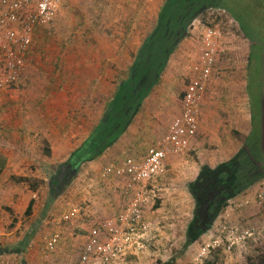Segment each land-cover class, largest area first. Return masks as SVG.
Masks as SVG:
<instances>
[{"label":"rangeland","instance_id":"374dc122","mask_svg":"<svg viewBox=\"0 0 264 264\" xmlns=\"http://www.w3.org/2000/svg\"><path fill=\"white\" fill-rule=\"evenodd\" d=\"M153 1L68 0L65 6L61 7L55 21L49 27L42 29L34 40L30 50L32 55L27 57L19 86L13 90L0 92V254L2 255L0 264H24L22 261L25 259L27 264H47L42 261L46 256L44 246L47 239L57 230L63 233L65 240L60 249L72 253L70 264H76L73 245L76 242L83 243L87 231L95 223L105 220L96 214V207L92 201L94 199L98 202V195L106 190L107 183L99 182L103 179L100 175L104 167L108 165L106 161L94 162V160L92 163H86L73 182L52 203L49 195L50 176L64 162L59 159L53 160V155L47 157L44 149L48 144L53 151L54 147L57 152H66L62 156L66 158L89 137L92 127L102 115L105 101L115 91L117 80L114 83L89 80V62L91 55L94 54L95 57L96 52L92 49L95 47L93 43L96 41V36L100 39L98 45L104 48L112 45L113 42L118 45L120 39H117L113 32L117 35L120 33L122 37L123 32L114 26V23L121 20V13L131 12L133 8L137 9L143 4L152 5ZM224 6L237 18L243 21L249 20L248 27L244 26L248 36L260 37V40H264V2L258 3L255 7L248 0H226ZM105 10L106 12H103ZM124 17L126 15H123ZM219 18L220 21L217 20ZM96 19L100 20V28L96 26ZM197 20L199 22L189 29L188 34V37L190 32L193 34V43L200 42L201 34L207 28L203 26L204 22L213 24L224 33L228 42L227 52L219 58L220 66V62L225 59L223 56L233 51L232 45L235 44L233 42L235 40L232 37L239 35V32L230 24L228 16L218 10L210 11L205 19ZM255 56L254 51L253 58ZM117 71L115 67V75ZM78 72L81 76L74 78L73 75ZM249 91L255 96L253 81ZM252 100L256 110L258 101L255 97H252ZM43 132L48 134V139ZM57 156L61 155L57 154ZM181 157L184 161L187 158L195 160V154L192 155L190 151ZM191 172L192 169L189 173ZM13 177L30 178L32 183L40 185L38 191L32 192L28 184L13 182ZM183 183L185 179L170 174L163 195L162 192L158 196L150 194L152 210L155 211L159 197L163 202L162 205H165L166 201L171 203L174 199L180 207L186 208L187 205H191L189 195H185L187 188H184ZM262 187L264 182L257 184L251 190H255L257 194ZM253 192L242 198L241 202L231 204L232 212L240 215L241 209L246 208V213L251 210L253 214L250 216L243 213L247 218L258 221L257 233H259L264 226V204L260 205L256 201V194H252ZM32 200L36 202L34 214L28 218L25 213ZM241 204L244 206L239 207ZM71 206L77 210L74 216L66 213ZM232 207L229 206L225 211L228 213ZM227 213H225L226 221L234 224L232 218L235 216L230 218L231 215ZM92 214L95 217H91ZM180 214L179 212L178 217H182L180 218L182 225L178 223L179 226H166L168 221L158 224L162 234L158 237V241H152L146 246L140 264H159L160 261L171 264L175 253H180L189 225L187 214ZM250 227L255 226L250 225L245 228ZM170 234L176 238H171ZM244 246L245 249L236 251L244 255L241 259H238V255L233 251L231 254H221L219 264L259 263L264 253L263 242L257 239L252 244ZM192 249L188 255L186 252L177 260L176 264L204 263L205 261L197 260L200 249ZM13 250L21 251L23 256L13 255ZM54 263L56 264L57 260Z\"/></svg>","mask_w":264,"mask_h":264},{"label":"crops","instance_id":"0c3cea01","mask_svg":"<svg viewBox=\"0 0 264 264\" xmlns=\"http://www.w3.org/2000/svg\"><path fill=\"white\" fill-rule=\"evenodd\" d=\"M164 1L165 0H154L152 5L143 4L137 9L133 8L131 12L121 13V20L117 23H114V26L116 29L123 32L122 37H120V33L117 35V33L113 32V34L117 36V39H120L118 45L114 44L113 42L112 45H107L104 48L98 45L100 39L98 36H96V41L93 43V45L95 44V47L92 49L96 52L95 57L94 54L91 55L89 62L90 81H105L114 83V81L117 79L116 83H118L120 80L125 78L129 66L133 62L134 56L140 50L144 40L158 25L160 11ZM248 1L255 7L258 3L262 4L264 2V0ZM66 2L62 8L65 6ZM218 11L223 12L228 16L229 21H231L230 24L234 26L233 28H237L239 35L232 37V39L235 40L233 42H235L237 45L233 43V51L228 55L223 56L225 59L220 62V66L218 65L217 69L214 71L207 91L204 95L199 131L197 137L192 140L190 148L187 151H190L192 155L195 154V160L187 158L186 161H184L183 157L181 156L169 158L167 161V173L148 185L146 196L149 200L145 205V212L146 218L151 225V231L148 235H146V240L143 239V237L141 238L142 240H139L144 246L143 249L140 251H138L139 248L136 249L133 253L134 255L125 258L118 264H140L139 262L140 259H143L142 256L143 252L146 250V246L152 243V241H158V237H160L162 234L158 224H164L167 221L168 223L165 225H169L171 227L179 226L178 223L181 225L183 224V222L180 221V218L182 217H178L179 212L181 214H187L188 224L191 223L194 213V203L189 193L188 186L197 179L198 175L200 174V166L208 165L212 168H215L222 163L229 162L233 157L242 153L241 151H243L247 145L251 146L253 142L257 147L256 152L258 151L259 156L264 158V40H260V37H250L248 36L247 32L241 29L239 22L242 21L244 26L245 24L248 26V19L243 21L240 18H237L235 15L230 14L225 8L219 9ZM103 12H106V10ZM123 15H126V17L123 18ZM96 20V26L100 28V20ZM104 22L106 23L110 21ZM198 22L199 21L196 20L191 27H194V25ZM203 24V26H205V23ZM192 35L193 34L190 32V36H187L177 51L171 56L160 84L147 98L140 112L136 115L135 119L120 137L118 142L112 145L103 154V156L94 162H98L99 160L106 161L108 164L106 167H108L110 165L122 163L129 158L143 159L148 154L150 149L156 147V145H158V143L166 136L170 125L175 119L179 118L183 112V98L185 90L187 89V86L192 78L189 67L194 60L198 59L199 43H193ZM107 40H109V38H107ZM227 43L228 42L225 37L226 52ZM254 51L256 56L253 58ZM31 55L32 51H29L27 57ZM78 64L79 62H77V65ZM115 67L118 69V75L116 72V78L114 72ZM73 76L74 78H77L78 76H81V74L78 72ZM252 81L253 85L255 84V96H253L249 91ZM114 93L115 91L111 93L109 98L105 101L102 115L92 127L89 133L90 137L92 136L94 129L100 123L105 113L106 105L111 100ZM252 97H255L258 101V108H256V110L254 109ZM43 133H45V137L48 139V134H46V132ZM90 137H87V139ZM87 139L84 140V143ZM84 143H81L79 148L82 147ZM53 149V160L59 159L64 163L69 161L72 157V154H75L77 150L76 149L73 151L70 156L67 155L66 158H62L66 152H57L55 151L54 147ZM57 154H60L61 156H57ZM182 162H185V164ZM186 163H189L192 166ZM191 169L192 172L189 173ZM170 174H173V177L175 175L179 178H182L183 180L185 179V183H183L184 188H187L185 195H189V198L191 199V205H187L186 208L184 206L180 207V205H177L175 199L174 201H171V203L166 201L165 205H162L163 202L161 201V197H159V200L157 199L156 201V209L153 211L150 194H152V196H158L159 193L162 192L161 195H163V192H165V186L168 184V177ZM100 176L101 179H103L99 180V182L103 181L104 183H107V185H105L106 190L103 192V194L98 195V202L93 199L92 204L96 207V214H99L101 217L107 219L116 216L125 206V203L127 202L126 198H128L125 194L126 181L116 177L104 178L103 173ZM262 182H264V179L259 183ZM254 188L255 186L252 189ZM251 191L253 192L255 190L247 191L235 201L241 202V199L245 198L251 193ZM254 193L256 194V191L252 194ZM237 202L233 204L235 205ZM230 206L232 207L233 205ZM241 210L242 211H240V215H235L232 212L233 207L228 211V213L225 211L216 221V229L219 224L226 219L225 213H227L229 216L231 215L230 218H232L233 215L235 216L232 218L234 223H237L244 228L253 225L255 226V229L258 230V221L251 220L250 217L247 218L245 216L244 213L247 211L246 208ZM73 211L77 212L76 208L71 206L68 211H66V213L71 215V212ZM66 213L65 215H67ZM246 214L250 216L253 213L250 210ZM91 217L95 216L92 214ZM94 225L91 227V229L94 227ZM91 229L84 235L85 238L83 243L78 244L76 242L73 245V256H76L77 258L76 264H79L80 256L82 254L84 245L88 241V236ZM55 234L61 235V242L53 251H50L48 249V243ZM214 234L216 233L213 231L206 233L199 239V241L195 242L194 244H188L185 235V241L182 249H180L181 251H179V254L175 253V258L174 260L172 259L171 264H176L177 260L181 259V257H183L186 252H188V255L192 248L200 249L201 246H203L207 241L215 236ZM172 237L174 236H171V238ZM174 238H176V236ZM257 239L263 242L264 245L263 235H257ZM63 240L64 236L60 230L54 232L53 235L47 239L44 246V253L46 256L43 257V262H47V264H53L57 260L56 264H70L72 253L68 251L65 252L64 250L60 249L64 245L65 240ZM246 244L250 245L249 242L245 243L244 245ZM244 245L237 247L234 252L236 253V251L239 249H245ZM219 252L225 255L232 253H227L222 250H219ZM53 253L55 254L50 256V254ZM13 255L23 256V253L18 250H13ZM236 255H238V259H241V257L244 256L239 252L236 253ZM0 257H2V255H0ZM53 258L56 260H53ZM22 263L27 264L26 259L23 260ZM257 264H264V253L262 254L261 260Z\"/></svg>","mask_w":264,"mask_h":264},{"label":"built area","instance_id":"2783aa9c","mask_svg":"<svg viewBox=\"0 0 264 264\" xmlns=\"http://www.w3.org/2000/svg\"><path fill=\"white\" fill-rule=\"evenodd\" d=\"M66 1L0 0V92L19 86L27 55L34 44L35 32L49 27ZM225 53L222 30L205 28L200 37L198 59L189 67L192 78L184 94L181 116L173 121L167 135L143 159L129 158L104 169V178L116 177L126 181L127 202L116 216L94 225L79 264H118L134 255L136 249H143L139 240L142 237L146 240L151 231L145 212L149 200L147 187L167 173L168 159L184 155L197 137L203 98L219 58ZM256 201L264 204V187L258 190ZM75 213L73 211L71 215ZM257 235H264V226L257 233L255 227L244 228L225 219L218 228V236L201 246L197 260L205 261L219 250L231 253L248 241H256ZM60 242L61 235L55 234L48 243V249L53 251Z\"/></svg>","mask_w":264,"mask_h":264},{"label":"trees","instance_id":"16d2710c","mask_svg":"<svg viewBox=\"0 0 264 264\" xmlns=\"http://www.w3.org/2000/svg\"><path fill=\"white\" fill-rule=\"evenodd\" d=\"M221 2V0L164 1L158 25L134 56L125 78L116 83L115 93L107 103L105 113L92 136H89L84 145L72 154L69 161L52 172L49 180V195L52 203L78 176L84 164L97 160L118 142L147 98L160 84L171 56L187 38L192 24L197 19H205L210 11L223 9ZM217 20L220 21V18ZM204 23L207 27H214L213 24ZM42 29L44 28L35 32L34 40ZM44 152L46 156H52V149L48 144ZM246 156L247 154L242 152L216 168L203 165L199 177L189 184L188 188L195 201L196 212L195 218L186 230L188 244L199 241L211 229L216 218L230 206L232 200L251 190L253 185L259 184L264 179L263 174L260 173L262 167L255 159L248 158L247 162ZM244 160L250 166V172L240 169L239 166ZM251 175L253 178L247 179ZM13 182L28 184L32 192L38 191L40 186L32 183L27 177H13ZM35 203V200L30 202L25 213L26 217L33 216ZM215 230H217L216 225H213L211 231L217 233ZM248 242L252 244V241ZM220 255L219 251L213 252L211 259H206L202 264H219ZM159 264L166 263L160 261Z\"/></svg>","mask_w":264,"mask_h":264},{"label":"flooded vegetation","instance_id":"af4514ba","mask_svg":"<svg viewBox=\"0 0 264 264\" xmlns=\"http://www.w3.org/2000/svg\"><path fill=\"white\" fill-rule=\"evenodd\" d=\"M222 2H223V8H225V6H224V2L226 1V0H221ZM230 14H232V15H234L233 14V12L231 11V10H229L228 8H225ZM219 10V9H218ZM239 25L241 26V29L242 30H244L245 31V28H244V24H243V22L242 21H240L239 22ZM245 26L246 27H248L246 24H245ZM246 32V31H245ZM256 150H257V147H256V145H255V143L253 142L252 144H251V146H250V148L249 149H244L243 151H241V152H245L246 154H247V156L245 157V158H247L246 160H247V162H248V158L251 160V159H255V154H256ZM244 158V159H245ZM240 167V169L241 170H243V171H248V172H250V166L247 164V163H245V160L243 161V163H241V165L239 166ZM216 168V167H215ZM234 170H236V169H234ZM260 173H262L263 174V177H264V169H263V167H262V170H261V172ZM198 177H199V175H198ZM197 177V178H198ZM253 178V175H251L249 178H247V179H252ZM254 186H256V185H253L252 186V188L254 187ZM189 193H190V190H189ZM246 193V192H245ZM245 193H243V194H240L237 198H235L234 200H232L231 202H230V205L231 204H233V203H235V202H237V201H235V200H237L239 197H241L242 195H244ZM190 195H191V198L193 199V197H192V194L190 193ZM193 203H194V213H193V218H192V220L195 218V212H196V205H195V201H194V199H193ZM228 208V207H227ZM223 214V213H222ZM222 214L221 215H219L217 218H216V220H215V222H214V224L213 225H215V223H216V221L218 220V218L220 217V216H222ZM224 222V221H223ZM223 222H221L220 224H219V226L217 227V230H215L217 233L216 234H214L215 236H218V228L222 225V223ZM213 225H212V227H213ZM212 227H211V229H209V231L207 232V233H209V232H211V230H212ZM205 235V234H204Z\"/></svg>","mask_w":264,"mask_h":264},{"label":"water","instance_id":"95a60500","mask_svg":"<svg viewBox=\"0 0 264 264\" xmlns=\"http://www.w3.org/2000/svg\"><path fill=\"white\" fill-rule=\"evenodd\" d=\"M250 148V146H246V149H249ZM244 150V149H243ZM255 160H256V162L261 166V167H263V169H264V158L262 157V156H259V154H258V151L256 152V154H255ZM264 178V177H263Z\"/></svg>","mask_w":264,"mask_h":264}]
</instances>
